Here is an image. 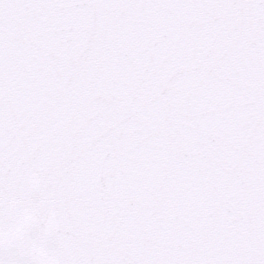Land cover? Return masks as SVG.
Here are the masks:
<instances>
[{"label": "snow or ice", "instance_id": "1", "mask_svg": "<svg viewBox=\"0 0 264 264\" xmlns=\"http://www.w3.org/2000/svg\"><path fill=\"white\" fill-rule=\"evenodd\" d=\"M0 264H264V0H0Z\"/></svg>", "mask_w": 264, "mask_h": 264}]
</instances>
